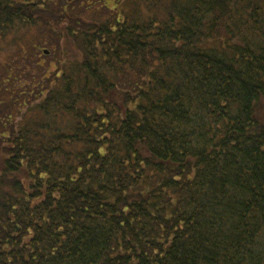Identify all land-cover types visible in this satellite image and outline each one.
Returning a JSON list of instances; mask_svg holds the SVG:
<instances>
[{
  "label": "trees",
  "instance_id": "1",
  "mask_svg": "<svg viewBox=\"0 0 264 264\" xmlns=\"http://www.w3.org/2000/svg\"><path fill=\"white\" fill-rule=\"evenodd\" d=\"M153 1L0 0L1 48L36 14L83 55L0 75V264H264V0Z\"/></svg>",
  "mask_w": 264,
  "mask_h": 264
},
{
  "label": "rangeland",
  "instance_id": "2",
  "mask_svg": "<svg viewBox=\"0 0 264 264\" xmlns=\"http://www.w3.org/2000/svg\"><path fill=\"white\" fill-rule=\"evenodd\" d=\"M6 1L10 3L16 0H1V2ZM19 1V0H18ZM46 1V0H43ZM48 1V0H47ZM52 11H55L56 15H63L66 11L72 12L76 21L80 24L81 29H93L97 23L107 25L108 19L110 18L116 5L122 12L123 9L131 11L133 13V3L129 6V0H77L74 3L67 5L66 0H51ZM153 1V0H150ZM158 1L157 6L160 7L163 12V17L166 16L165 11L168 5H173L170 3L171 0H154ZM153 1V2H154ZM175 1V6L177 5ZM152 4V3H151ZM105 5V6H104ZM87 6H90L88 11H84ZM132 8V9H131ZM144 19H148L152 14L143 9ZM38 17V25L34 27L22 26L10 30V40L9 45H6L1 48L0 43V75L1 80L5 81V76L10 70L9 63L14 66L15 62L18 65H21V60L19 54V47H25L30 50V53L33 55V64L41 62L51 71H56L58 64L60 65L61 60H64L65 51L68 53L71 60L82 61L83 55L78 49L80 44L77 39L67 36L66 31L69 28L77 29L78 26L75 24V20L71 19L70 22H66L62 31H59L57 27V18L53 16L45 17L44 15H36L35 19ZM88 25V27H86ZM47 51V54H46ZM63 52V56H61ZM39 57V58H38ZM58 63V64H57Z\"/></svg>",
  "mask_w": 264,
  "mask_h": 264
},
{
  "label": "water",
  "instance_id": "3",
  "mask_svg": "<svg viewBox=\"0 0 264 264\" xmlns=\"http://www.w3.org/2000/svg\"><path fill=\"white\" fill-rule=\"evenodd\" d=\"M69 1H72V0H69Z\"/></svg>",
  "mask_w": 264,
  "mask_h": 264
}]
</instances>
